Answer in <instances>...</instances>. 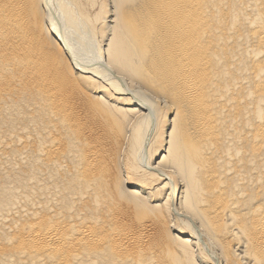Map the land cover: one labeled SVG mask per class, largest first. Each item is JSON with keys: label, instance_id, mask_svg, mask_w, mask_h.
I'll use <instances>...</instances> for the list:
<instances>
[{"label": "bare ground", "instance_id": "obj_1", "mask_svg": "<svg viewBox=\"0 0 264 264\" xmlns=\"http://www.w3.org/2000/svg\"><path fill=\"white\" fill-rule=\"evenodd\" d=\"M82 1L0 0V264H264V0Z\"/></svg>", "mask_w": 264, "mask_h": 264}, {"label": "rangeland", "instance_id": "obj_2", "mask_svg": "<svg viewBox=\"0 0 264 264\" xmlns=\"http://www.w3.org/2000/svg\"><path fill=\"white\" fill-rule=\"evenodd\" d=\"M105 1V2H104ZM91 3H93L92 1H87V0H83L82 4H83V11L86 9H89L91 11V15H95L97 14L99 11L98 10H93V6H90ZM97 5H101L102 3H112V0H96ZM86 8V9H85ZM168 118V117H167ZM1 122V121H0ZM171 128V124L169 125V129Z\"/></svg>", "mask_w": 264, "mask_h": 264}]
</instances>
